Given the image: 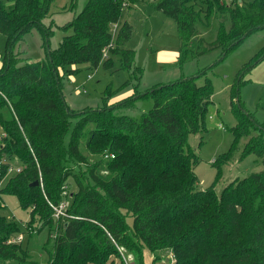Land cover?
Wrapping results in <instances>:
<instances>
[{"label": "trees", "instance_id": "obj_1", "mask_svg": "<svg viewBox=\"0 0 264 264\" xmlns=\"http://www.w3.org/2000/svg\"><path fill=\"white\" fill-rule=\"evenodd\" d=\"M53 1L0 0V33L5 36V64L0 67V127L5 133L0 138V209L5 207L2 195L13 194L29 209L25 230H47L40 247L47 254L46 264H113L109 258L120 256L118 248L134 255L136 264H144L145 249H171L174 264H264V123L242 111L237 98L232 108L237 123L230 127L233 138L218 156L217 168L232 159L238 139L248 136L241 157L255 154L262 169L235 178L220 193L213 186L197 189L196 152L187 137L206 130L211 79L206 76L198 83V76H192L157 84L139 95L149 96L153 105L138 118L106 102L98 108L73 109L65 100L61 78L80 71L71 65L96 67L101 62L110 67L112 55L118 56L120 68L129 70L134 51L124 43L132 25L118 22L121 0H87L62 26L70 32L51 48L52 22L45 20ZM151 1L178 27L180 63L191 52L200 55L213 47L225 57L264 28V0ZM212 17L219 19L220 29L206 42L197 22L206 25ZM33 27L44 38L45 57L29 61L19 58L14 47ZM263 58L264 46L240 73ZM105 93L107 98L112 91ZM135 98L129 95L121 105ZM98 138L102 143L96 146ZM86 151L96 156L93 162ZM12 158L18 160L19 171L9 173ZM39 174L42 184L30 185ZM69 180L75 190L67 192ZM67 197L66 213L71 216L55 219L50 203ZM19 230L12 218L0 213V264H37L28 248L14 240Z\"/></svg>", "mask_w": 264, "mask_h": 264}, {"label": "rangeland", "instance_id": "obj_2", "mask_svg": "<svg viewBox=\"0 0 264 264\" xmlns=\"http://www.w3.org/2000/svg\"><path fill=\"white\" fill-rule=\"evenodd\" d=\"M223 1L229 4L235 0ZM86 2L87 0L53 1L49 17L45 20L46 23L50 19L52 22L53 32L49 36L51 48L57 46L61 37L70 32L62 26L83 9ZM201 10L204 12L203 9ZM118 22L119 24L127 22L132 25L131 34L124 43L125 47L134 51L132 67L129 70L120 68L117 55H112L113 65L107 68L103 67L101 62L96 67H90L88 64L71 65L70 68L76 70L80 67V71L67 73L61 78L68 105L76 110L86 105L93 108L102 107L106 103L118 105V108H115L118 112L138 118L142 111L150 110L153 105L149 96L139 97V95H143L157 84H167L182 77L192 76H198L197 82L202 83L208 76L213 85V93L205 117L206 130L201 133H191L187 137L188 145L196 152L197 160L194 166L197 177L196 188L203 190L213 186L216 193H220L223 187L235 178H242L262 169L261 159H258L255 154L250 153L241 157L243 147L250 139L248 136H241L238 139V150L235 151L231 160L218 168L216 160L220 153L228 149L232 141L230 127L237 123L232 108L237 103V98L238 103L243 107L242 111L264 123V58L249 70L244 69L240 73L245 65L251 63L250 58L264 46V28L249 35L225 57L222 56L220 48L213 47L200 55L191 52L188 59L180 63L178 61L180 44L178 27L172 18L157 10L151 0H130V4L122 9ZM224 26L227 28L229 21H225ZM197 28L204 40L210 42L220 29L219 19L212 17L206 25L198 21ZM43 41L44 38L38 29L33 27L25 35L24 40L16 44L14 51L24 60L43 59L45 57ZM4 51L5 36L0 33V67L5 64ZM132 71L134 73H131ZM202 71L206 73L200 74ZM240 75L242 77L236 94L234 87ZM84 89L85 92H83ZM106 89L112 91L107 98H105L108 96L105 93ZM129 95L137 98L130 104L121 105L123 99ZM5 109L3 108L4 111ZM1 132L3 130L0 127ZM101 143L102 139L98 138L95 141L96 146ZM85 154H88L90 162L96 159V156L90 152L86 151ZM9 162L13 168L9 173H14L19 166L18 160L12 158ZM66 190L67 192L75 190L71 180L68 181ZM66 201L70 202V197H67ZM1 203L5 207L0 209V213L12 218L19 226L20 230L14 240L28 248L31 258L37 264H46L47 254L40 247L46 241L47 230L44 229L39 233L35 230H25L28 225L26 222L29 218V209L23 208L15 195L4 193ZM19 236L21 239H17ZM166 251L143 250L144 264H164V259L167 257ZM124 257L128 264H136V259L131 253L124 252ZM109 259L113 260V264L125 262L122 255L111 256Z\"/></svg>", "mask_w": 264, "mask_h": 264}, {"label": "built area", "instance_id": "obj_3", "mask_svg": "<svg viewBox=\"0 0 264 264\" xmlns=\"http://www.w3.org/2000/svg\"><path fill=\"white\" fill-rule=\"evenodd\" d=\"M130 4V0H121V7L122 8H125V7H127L128 5ZM118 29V24L116 23V24H114L113 25V27H112V29H111V34H112V41H114L113 39H114V36H115V34H116V30ZM112 41H110V43L108 44V46H106L104 49H103V56H106V53H107V48L109 47V46H111L112 45ZM90 77V76H89ZM83 92H85V89L83 90ZM5 135V133H4V131L3 132H1L0 133V138L2 137V136H4ZM112 156V155H111ZM9 170L10 171H12L13 170V168L12 167H9ZM16 171H19V168L17 167L16 169H15ZM39 179H38V181H39V184L41 185L42 184V177H41V175L39 174V177H38ZM50 206H51V208H52V210H53V217L55 218V219H57V218H59V217H61V216H66V217H70L71 215H69V214H67L66 213V208H67V206H68V202L66 201V200H62V201H60L58 204H51L50 203ZM17 239H21V236H19ZM19 241V240H18ZM118 251H119V254H120V256L122 255V258L124 259V263L123 264H128L127 262L128 261H126V258L124 257V252L121 250V248H118ZM122 253V254H121ZM166 253H167V257H165V262H166V264H174L175 263V256H174V253H173V251L171 250V249H169V250H167L166 251ZM165 262H164V264H165Z\"/></svg>", "mask_w": 264, "mask_h": 264}, {"label": "water", "instance_id": "obj_4", "mask_svg": "<svg viewBox=\"0 0 264 264\" xmlns=\"http://www.w3.org/2000/svg\"><path fill=\"white\" fill-rule=\"evenodd\" d=\"M38 184H39L38 179H36V180H34V181H32V182L30 183V185H38Z\"/></svg>", "mask_w": 264, "mask_h": 264}, {"label": "crops", "instance_id": "obj_5", "mask_svg": "<svg viewBox=\"0 0 264 264\" xmlns=\"http://www.w3.org/2000/svg\"><path fill=\"white\" fill-rule=\"evenodd\" d=\"M25 38V37H24Z\"/></svg>", "mask_w": 264, "mask_h": 264}]
</instances>
